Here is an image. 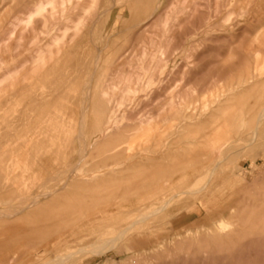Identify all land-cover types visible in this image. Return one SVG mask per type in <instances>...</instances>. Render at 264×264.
Wrapping results in <instances>:
<instances>
[{
	"label": "rangeland",
	"instance_id": "1",
	"mask_svg": "<svg viewBox=\"0 0 264 264\" xmlns=\"http://www.w3.org/2000/svg\"><path fill=\"white\" fill-rule=\"evenodd\" d=\"M0 83V264H264V0H0Z\"/></svg>",
	"mask_w": 264,
	"mask_h": 264
},
{
	"label": "bare ground",
	"instance_id": "2",
	"mask_svg": "<svg viewBox=\"0 0 264 264\" xmlns=\"http://www.w3.org/2000/svg\"><path fill=\"white\" fill-rule=\"evenodd\" d=\"M42 9V8H41ZM98 59V58H97ZM99 60V59H98ZM0 85H1V83H0ZM92 85V84H91ZM264 117V116H263ZM259 119V118H258ZM262 119H264V118H262ZM261 121V120H260ZM257 122H258V120H257ZM258 125V124H257ZM83 151V153H84V150H82ZM84 154H86V153H84ZM82 156H84V155H82ZM18 162V161H17ZM219 163H221V162H219ZM77 165V164H76ZM76 167V166H75ZM74 167V168H75ZM78 167V166H77ZM76 167V168H77ZM72 170H73V168H72ZM71 170V171H72ZM75 170V169H74ZM77 170H78V168H77ZM215 171V170H214ZM71 173V172H70ZM212 174V173H211ZM81 184V183H80ZM207 188V187H206ZM60 191H62V190H60ZM187 193V192H186ZM42 194V193H41ZM181 194V193H180ZM179 194V195H180ZM183 194V193H182ZM188 194H190V193H188ZM50 195L51 194H42V195H38L33 201H31V203L29 204V206L26 208V209H31V208H34V207H37L38 205H39V203L41 202V200L44 198V199H47V198H49L50 197ZM75 196V195H74ZM148 197H150V196H148ZM75 198V197H74ZM73 198V199H74ZM152 198V197H151ZM155 199V198H154ZM143 200V201H142ZM146 200V199H145ZM144 199H141V201H142V204H143V202L145 201ZM151 201V199L149 198L148 199V201ZM153 200V199H152ZM147 201V200H146ZM145 201V202H146ZM69 202H70V200H69ZM139 202V201H138ZM151 202H153V201H151ZM150 202V203H151ZM114 203V202H113ZM168 204V203H167ZM106 205H107V203H106ZM166 205V204H165ZM160 207V206H159ZM162 207H164V206H162ZM81 208V207H80ZM26 209H24V210H26ZM166 209V208H165ZM82 210V209H81ZM161 211H163L162 209H160V210H158V211H156L155 213H153V214H151V216H154V215H157V214H159V213H161ZM20 213L21 212H16V213H12L13 215H20ZM81 213H82V211H81ZM76 214H78V213H76ZM75 214V215H76ZM91 214V213H90ZM6 215V214H5ZM4 215V216H5ZM9 215H11V214H9ZM82 214H80V216H81ZM87 215V214H86ZM151 216H146L145 218L146 219H149ZM15 217V216H14ZM78 217V216H77ZM87 217V216H86ZM139 217H141V215H139ZM139 217H137L138 219H139ZM27 219V218H26ZM77 219V218H76ZM137 219V220H138ZM143 219V218H142ZM111 221H113V220H111ZM144 222V221H143ZM222 225V227H223V225L224 224H221ZM225 228V227H224ZM3 229V228H2ZM130 231H131V228H127V229H125L123 232H121V234L119 235V237H117L114 241H103V243L107 246L106 248H104L103 250H97L96 248V245L97 244H95V245H92V246H94L95 248H93L92 246H90V247H80L79 248V250H78V252H76V253H74V255H82V256H85V255H87V254H92V255H102V254H104V253H106L109 249H111V248H116L115 246L117 245V242L118 241H122V240H124V239H126L127 238V235L130 233ZM76 234V233H75ZM111 246V247H110ZM91 247L93 248V249H91ZM67 257V256H66ZM71 257V256H70ZM69 257V258H70ZM73 257V256H72ZM64 258V257H63ZM68 258V257H67ZM74 258V257H73ZM65 259V258H64ZM63 259V260H64ZM61 260V259H60ZM63 260H61L62 262L61 263H59V264H63L64 263V261ZM71 260V259H70ZM67 261H68V259H67ZM66 263V262H65ZM56 264V263H55Z\"/></svg>",
	"mask_w": 264,
	"mask_h": 264
}]
</instances>
